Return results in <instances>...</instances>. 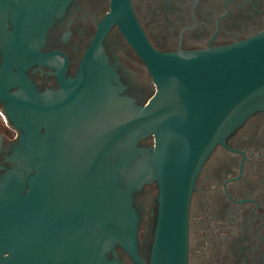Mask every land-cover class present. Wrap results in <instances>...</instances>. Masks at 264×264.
Returning a JSON list of instances; mask_svg holds the SVG:
<instances>
[{"label": "water", "instance_id": "water-1", "mask_svg": "<svg viewBox=\"0 0 264 264\" xmlns=\"http://www.w3.org/2000/svg\"><path fill=\"white\" fill-rule=\"evenodd\" d=\"M69 2L0 0V25L6 26L9 40L0 103L8 121L24 131L16 154L37 172L24 180L11 175L0 184V264H122L117 248L133 264H188L189 206L201 168L217 142L264 107V34L206 52L161 53L149 43L131 0H112L106 31L118 26L158 91L141 113L78 152L75 161L85 164L76 169L77 180L61 185L58 176L49 174L56 169L46 163L69 161L68 155L51 135L30 125L29 105L9 89L16 61L23 66L36 55L27 41L45 35ZM147 133L155 138L150 164L160 204L148 261L140 252L134 206L145 176L122 184L117 169L110 174L109 164L124 138ZM139 160L137 152L127 158L130 165Z\"/></svg>", "mask_w": 264, "mask_h": 264}, {"label": "flooded vegetation", "instance_id": "flooded-vegetation-1", "mask_svg": "<svg viewBox=\"0 0 264 264\" xmlns=\"http://www.w3.org/2000/svg\"><path fill=\"white\" fill-rule=\"evenodd\" d=\"M131 2L149 43L161 53L206 52L264 34V0ZM111 3L70 0L45 35L27 41L36 55L13 67L9 93L27 102L30 125L51 135L70 159L46 163L56 169L49 174L58 176L61 185L77 180L76 169L85 164L75 161L78 152L141 113L158 91L118 26L106 31ZM8 42L7 28L0 25V76ZM5 108L0 103V184L11 175L24 180L37 174L33 163L16 154L24 131L8 121ZM138 137L124 138L109 164L110 174L117 169L122 184L145 176L134 206L140 252L148 261L160 206L150 164L155 138L148 133ZM130 152L140 154L132 165ZM188 245V264H264V107L207 156L190 200ZM117 254L122 264H133L121 248Z\"/></svg>", "mask_w": 264, "mask_h": 264}]
</instances>
